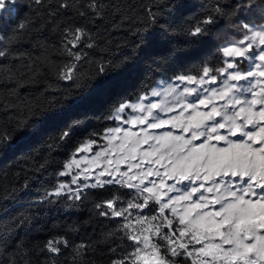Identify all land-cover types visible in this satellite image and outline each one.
<instances>
[{
  "label": "snow or ice",
  "instance_id": "obj_1",
  "mask_svg": "<svg viewBox=\"0 0 264 264\" xmlns=\"http://www.w3.org/2000/svg\"><path fill=\"white\" fill-rule=\"evenodd\" d=\"M32 6L47 7L46 23L60 39L44 45L46 63L38 56L21 64L26 73L0 65V80L12 85L9 97L18 98L21 82H35L36 61L56 80L77 88L90 74L85 64L95 75H105L114 66L112 59L92 60L86 51L98 47L92 27L105 19L110 7L100 0H58L55 8L45 0H31L30 5L0 0V60L23 59L11 47L33 21L15 17ZM183 8L177 0H154L143 7L135 17L139 26L132 51L151 45L156 28L167 34L166 17ZM62 11H71L81 22L58 18ZM113 11L120 9L113 6ZM240 11L247 15L231 23ZM221 19L235 31L212 42L211 59L119 101L103 117V130L89 132L78 142L55 172L56 182L34 201L75 204L91 190L107 193L94 205L96 215L114 224L98 242L108 245L107 264H264V0H243L233 11L217 0L182 31L202 42ZM49 47L59 62L48 55ZM53 88L48 83L45 90ZM0 102L19 108L10 117L13 131L0 127L3 151L12 147L14 133L28 127L43 104L16 105L2 95ZM82 123L73 120L61 129L47 144L49 151L70 139ZM29 219L24 215L20 224ZM65 251V264H96L90 258L94 243L72 244L63 236L39 249L46 254L42 264H59ZM28 257L29 249L21 242L6 261L0 254V264H31Z\"/></svg>",
  "mask_w": 264,
  "mask_h": 264
},
{
  "label": "trees",
  "instance_id": "obj_2",
  "mask_svg": "<svg viewBox=\"0 0 264 264\" xmlns=\"http://www.w3.org/2000/svg\"><path fill=\"white\" fill-rule=\"evenodd\" d=\"M100 2L110 7L104 20L97 21L95 27L90 26L98 34V47L86 51L92 60L114 61V66L105 75L92 74L85 64L84 69L90 74L77 88L71 82L56 80L55 75L41 65V61H36L33 68L39 69V74L35 82H21L17 89L18 98L9 97L7 88L12 85H5L0 80V95L8 98L12 104L22 105L30 101L43 104L42 110L30 117L28 127L22 132L14 133L12 147L0 151V254L5 261L16 246L23 242L29 249L31 264H42L46 254L40 253L39 249L49 239L63 236L72 244L94 243L96 251L94 254L90 253V258L96 264H107L108 245L98 242L114 224L96 215L94 207L107 193L91 190L87 199L75 204L67 200L54 204H35L34 201L45 188L56 182L55 172L68 159L78 142L89 132L103 130L107 123L103 117L110 114L119 101L133 99L139 93L147 92L160 80L171 79L179 72L195 69L206 58L211 59L209 53L215 50L211 46L213 41L225 32L234 34L235 31L229 27L228 20L221 19L212 26L209 36L202 38V42L190 40L182 29L199 20L206 14L209 5L217 0H177L184 8L180 14L173 12L166 17L169 24L167 34L161 35L158 28L154 29V42L133 52L132 45L136 40L134 32L139 26L135 17L154 0ZM219 2L226 10L233 11L236 4L243 0ZM57 3L58 0H45V5L50 4L53 8ZM82 3H87V0H82ZM30 4L31 0H20V5ZM113 6L120 11H113ZM47 10V7L32 6L17 14V20L27 17L33 21L19 43L11 47L13 53H23L24 57L21 60L9 57L7 60H0V65L26 73V69L19 67L21 64L27 65L38 56L46 63V58L42 55L44 45L58 44L60 39L59 33L53 32L52 24L46 23ZM37 12L40 13L39 16L36 15ZM245 15L247 14L243 11L237 12L231 23L243 19ZM67 17H72L77 23L81 22L71 11H62L58 18ZM47 52L52 60L59 62L60 57L54 54L52 48L49 47ZM24 79L27 80V75ZM48 83H52L54 88L45 90ZM18 111V107H5L0 102V127H7L11 133L13 124L10 117ZM73 120H81L83 123L75 129L70 139L49 151L47 144L50 139ZM45 160V167L40 168ZM24 215L30 219L20 224ZM67 256L68 252L65 251L59 257V264H65Z\"/></svg>",
  "mask_w": 264,
  "mask_h": 264
},
{
  "label": "rangeland",
  "instance_id": "obj_3",
  "mask_svg": "<svg viewBox=\"0 0 264 264\" xmlns=\"http://www.w3.org/2000/svg\"><path fill=\"white\" fill-rule=\"evenodd\" d=\"M161 81V80H160ZM156 86V85H155Z\"/></svg>",
  "mask_w": 264,
  "mask_h": 264
}]
</instances>
